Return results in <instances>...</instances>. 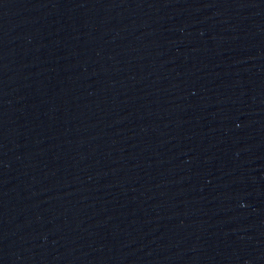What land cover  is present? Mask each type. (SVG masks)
<instances>
[{
	"label": "water",
	"instance_id": "obj_1",
	"mask_svg": "<svg viewBox=\"0 0 264 264\" xmlns=\"http://www.w3.org/2000/svg\"><path fill=\"white\" fill-rule=\"evenodd\" d=\"M0 264H264V0H0Z\"/></svg>",
	"mask_w": 264,
	"mask_h": 264
}]
</instances>
